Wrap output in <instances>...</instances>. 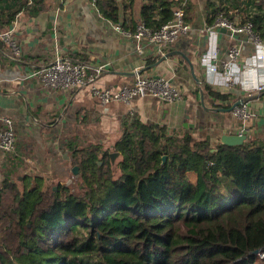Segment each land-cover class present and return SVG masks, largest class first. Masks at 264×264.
Wrapping results in <instances>:
<instances>
[{
    "label": "trees",
    "instance_id": "obj_1",
    "mask_svg": "<svg viewBox=\"0 0 264 264\" xmlns=\"http://www.w3.org/2000/svg\"><path fill=\"white\" fill-rule=\"evenodd\" d=\"M121 1L93 0L114 22L120 7H131V0ZM179 1L148 0L141 21L157 29ZM218 1L207 3L206 24L219 15L249 19L264 40V0ZM43 3L0 0L9 11L0 28L23 7L36 11ZM191 8L189 2L186 12ZM203 89L211 98H228ZM213 149L208 139L170 134L129 115L112 148L71 147L76 185L5 177L0 264H264L255 253L264 249V143L247 137ZM111 152L119 159L111 161Z\"/></svg>",
    "mask_w": 264,
    "mask_h": 264
},
{
    "label": "crops",
    "instance_id": "obj_2",
    "mask_svg": "<svg viewBox=\"0 0 264 264\" xmlns=\"http://www.w3.org/2000/svg\"><path fill=\"white\" fill-rule=\"evenodd\" d=\"M131 1L130 8H119L117 22L103 16L93 0H43L40 10L23 7L10 20L8 26L13 27L21 54L14 56L0 39V116L13 120L16 141L11 153L0 151V183L5 177H11L14 182L15 178L29 176L33 185L34 177L39 176L44 185H76L78 173L72 172L71 147L99 145L101 152L112 148L129 115L164 125L170 134L189 133L197 139H208L213 150L222 143L224 134L241 131L264 143V91L247 90L240 82L215 84L211 81L214 76L202 60L214 49L221 58L225 57L229 48L239 45L241 67L252 60L254 53V45L247 36L231 34L221 27L202 32L209 14L208 1L205 4L189 0L192 8L189 13L185 10V17L190 30L166 47L164 55L175 50L183 52L193 65V76L182 56L173 54L157 63L163 55L158 56L145 39L136 41L128 34L142 22L140 9L148 0ZM229 1L224 0L223 5H231L232 0ZM127 2L130 0H122L119 6ZM8 13L0 9V24ZM118 24L120 29L115 26ZM139 46L144 48L142 53ZM56 56L86 63L92 79L81 87L49 88L36 77H26ZM146 59L154 62L146 64ZM137 75L168 79L181 91L180 99L169 103L144 95L133 98L129 104L118 100L101 104L93 94L92 86L117 89ZM258 75L254 73L255 78ZM251 79V73L244 75L248 84ZM203 85L228 98L207 96ZM241 100L249 111L258 114L257 118L239 119L225 107Z\"/></svg>",
    "mask_w": 264,
    "mask_h": 264
},
{
    "label": "built area",
    "instance_id": "obj_3",
    "mask_svg": "<svg viewBox=\"0 0 264 264\" xmlns=\"http://www.w3.org/2000/svg\"><path fill=\"white\" fill-rule=\"evenodd\" d=\"M188 2L189 0H180L173 9L172 18L161 24L157 29H151L143 22H139L128 34L136 41L145 39L147 44L155 48L158 56L164 55L166 47L174 44L188 34L190 30V24L185 19ZM115 26L120 29L119 24ZM218 27L228 30L231 34H245L254 45V53L252 60L242 63L241 67L238 65L241 56L239 45H233L229 48L226 56L222 58L219 56L217 49L204 55L203 63L206 64L208 71L214 76L211 81L215 84L226 85L240 82L247 90L264 91V40L253 31L252 22L249 19L242 22L236 17L230 18L219 15L213 23H205L201 31L211 32ZM13 33V27L9 25L5 30L0 31V39L8 45L14 56H20L21 51ZM143 49V46H139V53H142ZM255 72L259 74L256 78L254 77ZM247 73L252 74L250 84L244 80V75ZM26 77H36L49 88L81 87L92 79L89 66L86 63L60 56H56L49 64L32 70ZM92 89L93 94L101 104H107L111 100L123 101L129 104L133 98L144 95H151L169 103L181 97V91L171 81L153 75H137L132 82L117 89L96 86H92ZM231 113L234 117L242 120L258 117L257 113L249 111L244 101L234 106ZM240 133L244 132L241 131ZM15 141L13 120L8 116H0V151L11 153L15 148ZM257 254L260 258H264V249L258 251Z\"/></svg>",
    "mask_w": 264,
    "mask_h": 264
},
{
    "label": "water",
    "instance_id": "obj_4",
    "mask_svg": "<svg viewBox=\"0 0 264 264\" xmlns=\"http://www.w3.org/2000/svg\"><path fill=\"white\" fill-rule=\"evenodd\" d=\"M173 54H177V55H180L182 56L189 64L190 66V71L192 73L193 76H195L194 74V70H193V65L192 63L190 62V60L187 58V56L181 52V51H178V50H175V51H172V52H169V53H166L165 55L161 56L160 59L157 61L160 62L162 61L163 59L167 58L168 56H171ZM123 74H133V72H129V73H125V72H122ZM199 81V80H197ZM202 96V95H201ZM242 101V100H241ZM241 101H237L235 103L232 104V106L230 108H228V110L231 111V109L238 105ZM201 104L202 106H204V103H203V100L201 101ZM216 110H219V111H227L226 109L224 108H216ZM248 136L244 133H237V134H224L222 137H221V142L223 144H227V145H237V144H241ZM118 155L117 152H111L110 153V158H111V161H114L115 157ZM165 160V156H163V161ZM100 163V162H99ZM79 171L78 167L75 165L73 166L72 168V172L74 174H77ZM55 188V187H54ZM255 253L257 254L258 251L256 250Z\"/></svg>",
    "mask_w": 264,
    "mask_h": 264
},
{
    "label": "rangeland",
    "instance_id": "obj_5",
    "mask_svg": "<svg viewBox=\"0 0 264 264\" xmlns=\"http://www.w3.org/2000/svg\"><path fill=\"white\" fill-rule=\"evenodd\" d=\"M198 1H201V3H205L206 4V0H198ZM208 2H216V3H218L219 1L218 0H207ZM229 1V0H228ZM230 2V1H229ZM252 12H253V10H252ZM118 156V155H117ZM116 156V157H117ZM115 157V158H116ZM1 172H3V170H1ZM5 174H6V172H5ZM116 174H118L117 172H116ZM190 176L191 177H195L194 176V174L193 173H190ZM14 178H15V176H14ZM16 179V178H15ZM19 183H21V181H22V179L21 180H17Z\"/></svg>",
    "mask_w": 264,
    "mask_h": 264
}]
</instances>
